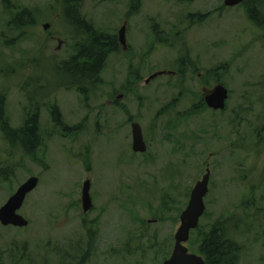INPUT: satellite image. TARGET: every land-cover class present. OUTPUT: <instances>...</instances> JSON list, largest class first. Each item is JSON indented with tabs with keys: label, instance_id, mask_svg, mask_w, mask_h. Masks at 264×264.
Listing matches in <instances>:
<instances>
[{
	"label": "rangeland",
	"instance_id": "rangeland-1",
	"mask_svg": "<svg viewBox=\"0 0 264 264\" xmlns=\"http://www.w3.org/2000/svg\"><path fill=\"white\" fill-rule=\"evenodd\" d=\"M65 1L0 0L7 116L17 128L40 105L42 135L26 153L0 131V207L39 177L19 210L28 225L0 223V264H161L208 163L200 227L231 219L237 264H264V23L250 18L244 1L81 0L97 29L119 39L126 25V47L119 42L85 95L60 87L67 78L50 60L68 58L84 40L67 23ZM25 9L38 13L36 25L15 27L11 20ZM219 83L229 98L215 111L204 94ZM133 122L143 128L146 152L133 150ZM86 180L93 207L84 213ZM89 229L98 237L93 245ZM62 247L74 257L61 259Z\"/></svg>",
	"mask_w": 264,
	"mask_h": 264
},
{
	"label": "trees",
	"instance_id": "trees-1",
	"mask_svg": "<svg viewBox=\"0 0 264 264\" xmlns=\"http://www.w3.org/2000/svg\"><path fill=\"white\" fill-rule=\"evenodd\" d=\"M244 2L248 5L250 18L257 25H263L264 13L260 6L264 5V0H244ZM64 3L67 23L75 28L76 34L84 35V40L79 41L77 40L79 35H74V39L77 40L76 53L61 62H57L55 58L50 60L53 61L54 71L67 78L62 85L60 84V87L64 85L67 88H76L86 95L90 87L101 80L100 75L108 56L118 49L119 39L117 35L114 36L97 29L82 15L81 0H66ZM37 16L38 13L25 9L17 12L10 23L18 28L33 27L37 23ZM40 92L33 93V96L35 98L37 95L43 97L42 91ZM5 105L6 97L0 93V131L4 134L5 139L11 143L20 142L26 153L35 152L42 140L39 119L40 105L34 109V112H29L23 124L17 128L12 127ZM52 115L55 123L62 124L61 114L56 105L52 108ZM0 172L3 171L0 170ZM230 220L219 219L209 230L199 227L192 232L194 237L188 244L194 246L197 253L203 255L206 264H237L239 245L232 236L234 231L230 227Z\"/></svg>",
	"mask_w": 264,
	"mask_h": 264
},
{
	"label": "water",
	"instance_id": "water-1",
	"mask_svg": "<svg viewBox=\"0 0 264 264\" xmlns=\"http://www.w3.org/2000/svg\"><path fill=\"white\" fill-rule=\"evenodd\" d=\"M243 0H225V5L235 6ZM44 27H50V23H45ZM119 41L126 47V25H123L119 31ZM61 45V43H60ZM160 71L152 74L146 81L164 74ZM206 104L215 110H223L226 107L229 98V90L222 83L216 84L209 93L205 94ZM133 150L135 152H146L148 149L145 141L144 132L139 122L132 123ZM211 170L208 166L206 173L194 185L189 202L180 215V225L175 232V244L171 255L164 260L162 264H206L204 257L192 252L187 245L191 237V231L199 225L200 219L206 210L205 197L209 192V183ZM39 184L38 176L29 177L22 183L17 191L10 196L7 202L0 207V222L3 225H14L19 227L27 226L29 221L18 210L24 204L27 195L32 192ZM91 181L86 180L83 185V205L87 211L92 207L91 199Z\"/></svg>",
	"mask_w": 264,
	"mask_h": 264
},
{
	"label": "flooded vegetation",
	"instance_id": "flooded-vegetation-1",
	"mask_svg": "<svg viewBox=\"0 0 264 264\" xmlns=\"http://www.w3.org/2000/svg\"><path fill=\"white\" fill-rule=\"evenodd\" d=\"M212 88H210V89H207L206 90V92H205V94L206 93H209L210 92V90H211ZM204 94V95H205ZM214 110V109H213ZM215 111H219V110H215ZM82 207H83V212L84 213H87V212H89L90 210L92 211V207L89 209V210H85L84 209V205H83V196H82ZM64 221H62V227H66V225H67V221H69V215L68 214H64ZM213 227V225L210 227V229ZM209 230V229H208ZM97 232V231H96ZM86 233H88V234H90V243H91V245H93L94 244V240H98V237H97V239H96V236H95V233H94V231H93V229H89V230H87V232ZM85 237V236H84ZM83 237V238H84ZM80 245H81V241H79V243H75L74 245H73V247H71V249H75V250H77V249H80L81 247H80ZM57 249V248H56ZM58 249L60 250V248L58 247ZM63 251H62V253H61V259H66L67 257H68V255H70V257H74V255H73V253H67V252H65L64 251V249H63V247L61 248ZM58 250V251H59ZM61 252V251H60Z\"/></svg>",
	"mask_w": 264,
	"mask_h": 264
}]
</instances>
